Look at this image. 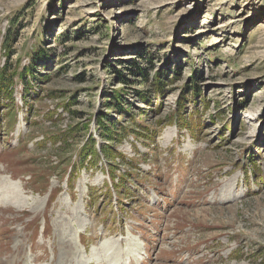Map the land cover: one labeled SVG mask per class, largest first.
Wrapping results in <instances>:
<instances>
[{
	"label": "rangeland",
	"instance_id": "rangeland-1",
	"mask_svg": "<svg viewBox=\"0 0 264 264\" xmlns=\"http://www.w3.org/2000/svg\"><path fill=\"white\" fill-rule=\"evenodd\" d=\"M0 82V264H264V0H0Z\"/></svg>",
	"mask_w": 264,
	"mask_h": 264
},
{
	"label": "trees",
	"instance_id": "trees-1",
	"mask_svg": "<svg viewBox=\"0 0 264 264\" xmlns=\"http://www.w3.org/2000/svg\"><path fill=\"white\" fill-rule=\"evenodd\" d=\"M25 70L23 71V74L20 76V78L24 81L27 80V77L30 76V71L27 70V68H24ZM139 71V68L137 69ZM3 76V75H2ZM4 80H5V76H3ZM2 85V83L0 82V86ZM118 95H111L110 100H107L108 103V107L113 109L114 111H121L122 109H124V94L121 93H117ZM27 95H25L24 97H26ZM29 96V95H28ZM103 122L106 121L104 119H102Z\"/></svg>",
	"mask_w": 264,
	"mask_h": 264
},
{
	"label": "bare ground",
	"instance_id": "bare-ground-1",
	"mask_svg": "<svg viewBox=\"0 0 264 264\" xmlns=\"http://www.w3.org/2000/svg\"><path fill=\"white\" fill-rule=\"evenodd\" d=\"M7 179H8V181L14 186V187H12L14 190H16V188L17 187H19V182H17V181H14V180H12L11 178H9V177H7ZM3 202V201H2ZM0 203H1V201H0ZM4 203H6V201L4 200ZM135 241V240H134ZM142 242H141V246H142ZM136 245H137V243H136ZM138 245H139V243H138ZM139 247V246H138ZM96 248V247H95ZM94 247H93V249H95ZM140 248H142V247H140ZM96 250V249H95ZM99 259V258H98ZM90 260H91V258L89 257L88 259H87V261L88 262H90ZM87 263V262H86Z\"/></svg>",
	"mask_w": 264,
	"mask_h": 264
}]
</instances>
